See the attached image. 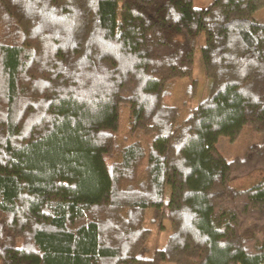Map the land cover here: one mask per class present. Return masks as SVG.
Returning a JSON list of instances; mask_svg holds the SVG:
<instances>
[{
  "label": "trees",
  "instance_id": "obj_1",
  "mask_svg": "<svg viewBox=\"0 0 264 264\" xmlns=\"http://www.w3.org/2000/svg\"><path fill=\"white\" fill-rule=\"evenodd\" d=\"M262 7L0 0L3 264H264V142L219 149L264 132ZM201 34L210 91L183 118L167 85ZM149 209L171 228L152 257Z\"/></svg>",
  "mask_w": 264,
  "mask_h": 264
},
{
  "label": "rangeland",
  "instance_id": "obj_2",
  "mask_svg": "<svg viewBox=\"0 0 264 264\" xmlns=\"http://www.w3.org/2000/svg\"><path fill=\"white\" fill-rule=\"evenodd\" d=\"M211 2V0H193V5L195 7H206ZM253 16L257 19L264 20V7L256 10L253 13ZM205 42L204 34L199 36L197 49L195 52V65L194 71L191 76L182 77L175 79L167 85V102L171 104L178 105L182 113V117L186 118L188 115L189 108L191 106H196L209 94V78L205 72L203 57H202V46ZM126 108L121 109V125L122 127L125 122ZM146 135V134H145ZM144 137L146 140H152L156 135L149 134ZM264 142V132L254 131L251 127L246 126L242 134L234 139L223 138L220 141L219 149L228 159H232L238 156L244 155L247 148L255 143ZM258 178V175L255 173L250 177H246L242 180H239L238 183L242 185H250L254 180ZM170 197V190L167 189L166 199ZM146 226L153 229L152 239L149 241L150 251L147 256L152 257L154 250L157 247H164L169 233L171 232L170 223L166 221V227L162 230H158L156 225L152 221L151 210L147 211V217L145 220ZM0 264H3V261L0 260ZM161 264H173L170 261H164Z\"/></svg>",
  "mask_w": 264,
  "mask_h": 264
}]
</instances>
